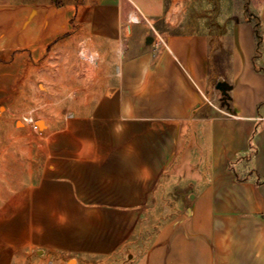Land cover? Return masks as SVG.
Here are the masks:
<instances>
[{
	"label": "crops",
	"instance_id": "obj_1",
	"mask_svg": "<svg viewBox=\"0 0 264 264\" xmlns=\"http://www.w3.org/2000/svg\"><path fill=\"white\" fill-rule=\"evenodd\" d=\"M175 1L0 0V103L14 102L26 70L28 85L53 90L72 86L77 48L98 60L95 79L79 75L80 111L68 107L49 144V176L1 214L63 215L71 231L96 222L115 248L145 224L143 264H264V0L260 44L251 19L236 21L226 72L213 77L230 86L226 105L210 89L211 62L224 59L209 34L174 31ZM60 71L68 81L54 82ZM148 214L163 217L145 223Z\"/></svg>",
	"mask_w": 264,
	"mask_h": 264
},
{
	"label": "rangeland",
	"instance_id": "obj_2",
	"mask_svg": "<svg viewBox=\"0 0 264 264\" xmlns=\"http://www.w3.org/2000/svg\"><path fill=\"white\" fill-rule=\"evenodd\" d=\"M170 1L166 0V4L170 5ZM261 2L262 0L175 1V6H180L179 16H182V19L179 28L174 31L209 34L212 37V47L215 48L213 56H221L224 59L221 65L211 62L210 89H215L214 83L226 82L224 76L213 77L219 70L226 72L234 23L243 19L256 21L257 9ZM160 24L159 22L155 25L156 29L161 30ZM156 29L150 30L149 37L156 36ZM136 35L133 31L132 40ZM80 52L81 48H77L70 63L74 70L72 86H54L52 90L43 83L28 85L27 80H32L33 74L26 70L25 75L23 72L21 75L25 76V81L22 80L25 84L21 83L18 87L14 102L0 103V214L18 193L25 191L28 194L35 191L36 185L50 174L55 159L50 157L54 151L49 150V144L58 136L56 131L64 128L68 107L71 105V112L80 111L81 70L83 69L90 79L96 78L97 54L90 48L82 51L81 55ZM53 77L54 82L58 78L69 80L66 71L53 73ZM46 90H52V95L48 97ZM227 96L228 92L227 95H222L223 105H226ZM214 100L219 103V99ZM64 217L1 214L0 233L3 236L7 234L8 241L13 245L0 247V253H5L3 259L7 256V260L0 261V264H143L142 257L149 245L145 237H150L143 227L145 224L133 232L128 243L115 248L106 245L107 235L96 230V222L85 223L86 230L82 229L80 224H73L74 230L71 231L64 222L59 221ZM158 217L160 221L163 216H142L145 223L155 221ZM107 233L110 235L111 231ZM139 234L141 238L136 239Z\"/></svg>",
	"mask_w": 264,
	"mask_h": 264
},
{
	"label": "trees",
	"instance_id": "obj_3",
	"mask_svg": "<svg viewBox=\"0 0 264 264\" xmlns=\"http://www.w3.org/2000/svg\"><path fill=\"white\" fill-rule=\"evenodd\" d=\"M64 2H65V0H53V3L56 4V5H62ZM252 24H253V27H254V33H255L256 41H257V43L259 45L260 42H261L260 24L258 23V21H253ZM228 103H229V100L226 101V104H228ZM258 110H259V107H258ZM254 133H255V131H254ZM252 139H253V135H252V138L250 139V143H249V152L245 156L247 159L251 158L255 154V147L253 145ZM263 182H264V179H261V178H258V177L256 178V184L257 185H259V184H261ZM145 239H146V237H145ZM147 240H148V236H147Z\"/></svg>",
	"mask_w": 264,
	"mask_h": 264
},
{
	"label": "water",
	"instance_id": "obj_4",
	"mask_svg": "<svg viewBox=\"0 0 264 264\" xmlns=\"http://www.w3.org/2000/svg\"><path fill=\"white\" fill-rule=\"evenodd\" d=\"M147 42H152V38H147ZM215 87L217 90H220L223 95H227V91L230 89V86L226 82H218Z\"/></svg>",
	"mask_w": 264,
	"mask_h": 264
},
{
	"label": "built area",
	"instance_id": "obj_5",
	"mask_svg": "<svg viewBox=\"0 0 264 264\" xmlns=\"http://www.w3.org/2000/svg\"><path fill=\"white\" fill-rule=\"evenodd\" d=\"M129 21L131 23H135V24H138L140 22L138 16H136V15H130L129 16ZM80 55H81V52H80ZM30 121H31V119H30Z\"/></svg>",
	"mask_w": 264,
	"mask_h": 264
},
{
	"label": "bare ground",
	"instance_id": "obj_6",
	"mask_svg": "<svg viewBox=\"0 0 264 264\" xmlns=\"http://www.w3.org/2000/svg\"><path fill=\"white\" fill-rule=\"evenodd\" d=\"M85 55V54H84ZM93 56V55H92ZM91 60H93L92 58H91Z\"/></svg>",
	"mask_w": 264,
	"mask_h": 264
}]
</instances>
